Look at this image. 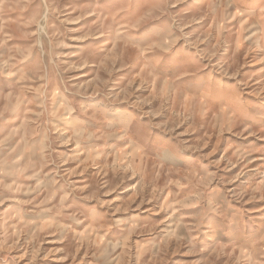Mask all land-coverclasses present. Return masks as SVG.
I'll list each match as a JSON object with an SVG mask.
<instances>
[{"label": "rangeland", "instance_id": "374dc122", "mask_svg": "<svg viewBox=\"0 0 264 264\" xmlns=\"http://www.w3.org/2000/svg\"><path fill=\"white\" fill-rule=\"evenodd\" d=\"M0 264H264V0H0Z\"/></svg>", "mask_w": 264, "mask_h": 264}]
</instances>
